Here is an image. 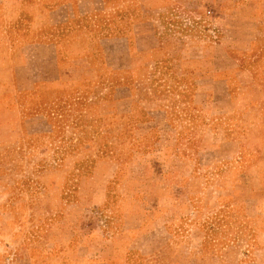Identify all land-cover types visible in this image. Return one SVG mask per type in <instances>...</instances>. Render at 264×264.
Here are the masks:
<instances>
[{
	"label": "rangeland",
	"instance_id": "1",
	"mask_svg": "<svg viewBox=\"0 0 264 264\" xmlns=\"http://www.w3.org/2000/svg\"><path fill=\"white\" fill-rule=\"evenodd\" d=\"M0 264H264V0H0Z\"/></svg>",
	"mask_w": 264,
	"mask_h": 264
},
{
	"label": "crops",
	"instance_id": "2",
	"mask_svg": "<svg viewBox=\"0 0 264 264\" xmlns=\"http://www.w3.org/2000/svg\"><path fill=\"white\" fill-rule=\"evenodd\" d=\"M49 46H50V45H46V47H45V48L47 49V48H49ZM48 51H50V50L48 49Z\"/></svg>",
	"mask_w": 264,
	"mask_h": 264
}]
</instances>
